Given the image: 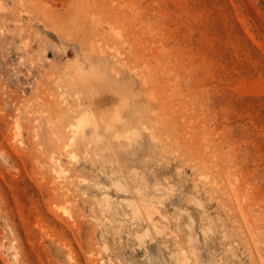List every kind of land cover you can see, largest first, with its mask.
<instances>
[{
    "label": "rangeland",
    "instance_id": "374dc122",
    "mask_svg": "<svg viewBox=\"0 0 264 264\" xmlns=\"http://www.w3.org/2000/svg\"><path fill=\"white\" fill-rule=\"evenodd\" d=\"M0 264H264V0H0Z\"/></svg>",
    "mask_w": 264,
    "mask_h": 264
}]
</instances>
